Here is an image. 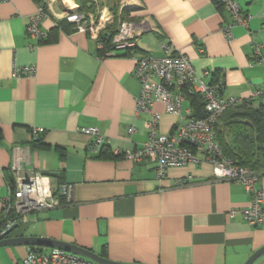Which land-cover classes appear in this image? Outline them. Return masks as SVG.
Segmentation results:
<instances>
[{
    "label": "crops",
    "instance_id": "crops-1",
    "mask_svg": "<svg viewBox=\"0 0 264 264\" xmlns=\"http://www.w3.org/2000/svg\"><path fill=\"white\" fill-rule=\"evenodd\" d=\"M63 1L78 8L77 0L0 2V215L14 155L25 173H46L54 184L72 186L69 200L23 215L9 236L72 243L120 263L243 264L264 246V225H249L228 212L248 206L251 195L239 182L215 179L207 163L171 166L157 178L154 161L116 154L147 139L149 113L135 112L140 92L135 61L123 50L104 56L96 40L61 17ZM89 1L95 12L88 13L102 9L111 16L109 32L120 20L143 24L136 38L138 54L160 56V44L168 41L190 60L198 77L221 84L222 99L261 104L253 92L263 88L264 66L251 64V53L253 42L264 46V0H237L249 20L247 28H232L230 43L221 32L230 16L216 0ZM38 5L45 12L41 41L26 31ZM14 65L34 66L35 73L15 77ZM182 107L194 108L188 99ZM151 110L159 114L160 133L178 122L161 102ZM217 124L220 128L222 121ZM33 126L44 129L35 146L30 142ZM79 127L98 128L105 143L91 151L93 138ZM254 171L264 205V171ZM188 176L189 183L177 184ZM30 246L0 247V264L21 263ZM254 264H264V254Z\"/></svg>",
    "mask_w": 264,
    "mask_h": 264
},
{
    "label": "built area",
    "instance_id": "built-area-1",
    "mask_svg": "<svg viewBox=\"0 0 264 264\" xmlns=\"http://www.w3.org/2000/svg\"><path fill=\"white\" fill-rule=\"evenodd\" d=\"M7 0H0V2ZM61 16L73 24L75 30L85 31L96 40V47L103 51L104 56L114 55L116 51L127 52L135 61L134 75L140 83V92L135 99V112L149 113L145 126L148 129L147 139L137 148L116 150V154L132 161L150 159L156 164V176H164L171 166H184L188 163H207L212 167L215 179H224L241 183L251 195V201L246 207L232 208L228 212L230 218L239 215L249 225H264L263 193L257 187L259 175L248 167L236 164L224 155L221 146L215 140V121L228 107L242 100L239 98L222 99L221 84L203 81L195 73L190 60L180 51L175 50L168 41L160 44L162 54H138L136 38L144 29L143 24L131 20H120L112 32L107 30L112 18L107 12L99 10L96 14L84 13L75 4H65ZM230 16V20L221 25L225 40L232 42V28L240 25L248 26L249 15L243 12L237 0H217ZM45 16L44 8L38 5L37 10L28 16L26 31L29 37L41 41L46 38V31L41 27ZM107 32L106 40L102 33ZM105 41L109 47L105 48ZM263 44L253 42L252 63L264 66L261 55ZM15 77L31 76L35 73L34 66H13ZM204 71V75H208ZM197 94L203 101L202 115H193L190 107L183 108L182 102L186 94ZM255 97L262 98V118L264 122V84L263 88L253 92ZM154 102H161L167 113L177 115L178 122L168 133H160L157 129L159 114L151 110ZM81 133L93 138L89 149L99 150L105 143L104 137L96 127H79ZM43 131V128H30V139ZM129 131H133L130 127ZM191 146V147H190ZM199 153V154H198ZM12 183L8 184V194L2 198V215L6 223L0 230L6 229L21 220L22 216L33 212L59 206L62 198L69 200L72 186L68 183H53V177L30 171L25 173L20 158L14 155L10 165ZM190 182V177L177 181L178 185ZM11 216V217H10ZM19 264H95L93 261L79 255L53 248L48 252L30 250Z\"/></svg>",
    "mask_w": 264,
    "mask_h": 264
},
{
    "label": "trees",
    "instance_id": "trees-1",
    "mask_svg": "<svg viewBox=\"0 0 264 264\" xmlns=\"http://www.w3.org/2000/svg\"><path fill=\"white\" fill-rule=\"evenodd\" d=\"M77 1L79 11L84 13L91 11L95 12L94 5L93 3H90L89 0ZM71 25L73 26V24ZM105 44L106 47H109V41H105ZM125 53L127 54V52ZM208 83L219 84V82L216 81H211ZM186 99H188L190 105L192 104L194 107H190L193 111L192 114L202 115V98L197 94L187 93ZM241 100V102L228 107L217 117L215 121V140L221 146L224 155L230 158L236 164L248 167L253 171H264V122L261 111L262 102L259 104V106H256L252 105L251 102L249 104V102H247L245 99ZM198 108L200 109V112L197 111ZM218 119L222 121L220 128L217 127ZM43 133L44 129L36 136V138L33 140L30 139L32 145L35 146L41 142ZM11 183L12 179L8 184ZM5 223L6 217H3L1 212L0 230L4 227ZM30 248L33 251H42L40 246H30Z\"/></svg>",
    "mask_w": 264,
    "mask_h": 264
},
{
    "label": "water",
    "instance_id": "water-1",
    "mask_svg": "<svg viewBox=\"0 0 264 264\" xmlns=\"http://www.w3.org/2000/svg\"><path fill=\"white\" fill-rule=\"evenodd\" d=\"M106 40L109 38L107 32L102 33L101 35ZM18 226L14 224L6 229L0 231V247L9 246V245H31V246H48L57 249H62L64 251L79 255L81 257L87 258L93 261L95 264H129V263H120L115 262L109 259H106L98 254L93 253L92 251L77 246L72 243H67L63 241L54 240L47 237H33V236H9V234ZM264 254V246H261L245 260L243 264H254L257 259Z\"/></svg>",
    "mask_w": 264,
    "mask_h": 264
}]
</instances>
